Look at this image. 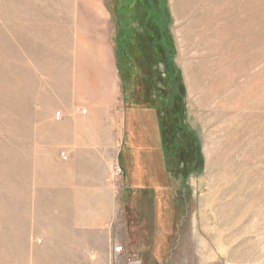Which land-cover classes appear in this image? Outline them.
Wrapping results in <instances>:
<instances>
[{"label":"rangeland","instance_id":"1","mask_svg":"<svg viewBox=\"0 0 264 264\" xmlns=\"http://www.w3.org/2000/svg\"><path fill=\"white\" fill-rule=\"evenodd\" d=\"M118 2L0 0V264H264V0H162L152 109L124 99ZM89 49L107 103L79 96Z\"/></svg>","mask_w":264,"mask_h":264},{"label":"trees","instance_id":"2","mask_svg":"<svg viewBox=\"0 0 264 264\" xmlns=\"http://www.w3.org/2000/svg\"><path fill=\"white\" fill-rule=\"evenodd\" d=\"M116 6L117 9L115 10L120 13L125 24V27L119 32L121 34L117 42V66L122 82L124 99L128 102V106L134 105L135 107H143L146 109L156 108L153 101L155 96V91L153 89L158 80L157 77H159V73L154 69L155 65L153 64L157 58L160 60L163 58V52L158 50L159 45L170 52H173L174 49L167 35L168 19L165 15L166 9H164L162 0H122V4L118 2ZM141 6L145 7V13L142 18L138 20L141 28L145 30L150 39L151 47L154 48L152 59L147 56L150 52V49H147V45L144 49L146 50L144 54L138 51V47L142 46H138V43H143L142 37H140V40L136 44V39L139 37L133 36L135 31L132 28L135 26V23H137L135 13ZM169 56V59H171L172 54ZM148 59L151 65H148ZM169 63L171 64V60ZM173 72L174 71L171 72V76L175 86H182L179 73ZM168 81H171V79L164 80L165 83ZM140 83H142L143 88ZM151 84L152 88H150ZM163 112L164 115L161 120H165V115L167 114L166 111ZM167 134L168 132L163 129V141L168 138L165 137Z\"/></svg>","mask_w":264,"mask_h":264},{"label":"crops","instance_id":"3","mask_svg":"<svg viewBox=\"0 0 264 264\" xmlns=\"http://www.w3.org/2000/svg\"><path fill=\"white\" fill-rule=\"evenodd\" d=\"M88 53H92L94 59L100 65L95 68V70L90 69L89 59H86V55L80 53V58L78 59L79 69L77 70V85L79 86L80 94L79 96H92L97 100L102 99L105 103L109 102L112 99V92L110 91V78L111 70H105L103 72V65L109 66L108 62H105L102 58L104 57V52H107V49H89ZM101 68V69H99ZM101 70V71H100ZM66 126L56 127L54 130V136H58L60 132L65 131ZM54 138L55 143L58 144L61 142V139Z\"/></svg>","mask_w":264,"mask_h":264},{"label":"built area","instance_id":"4","mask_svg":"<svg viewBox=\"0 0 264 264\" xmlns=\"http://www.w3.org/2000/svg\"><path fill=\"white\" fill-rule=\"evenodd\" d=\"M62 156L64 157L65 160L68 159L67 155L62 154ZM114 253H115L116 255L124 254V253H125V248H124V246H121V247H118V248H117V247L114 248Z\"/></svg>","mask_w":264,"mask_h":264},{"label":"bare ground","instance_id":"5","mask_svg":"<svg viewBox=\"0 0 264 264\" xmlns=\"http://www.w3.org/2000/svg\"><path fill=\"white\" fill-rule=\"evenodd\" d=\"M226 76V75H225ZM219 82V81H218ZM215 91V90H214ZM211 93V92H210ZM118 248V247H117Z\"/></svg>","mask_w":264,"mask_h":264}]
</instances>
